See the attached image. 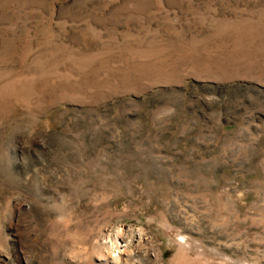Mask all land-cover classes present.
<instances>
[{"label": "rangeland", "instance_id": "1", "mask_svg": "<svg viewBox=\"0 0 264 264\" xmlns=\"http://www.w3.org/2000/svg\"><path fill=\"white\" fill-rule=\"evenodd\" d=\"M116 235L264 264V0H0V264Z\"/></svg>", "mask_w": 264, "mask_h": 264}, {"label": "bare ground", "instance_id": "2", "mask_svg": "<svg viewBox=\"0 0 264 264\" xmlns=\"http://www.w3.org/2000/svg\"><path fill=\"white\" fill-rule=\"evenodd\" d=\"M3 221H5V220H3ZM120 232L121 231L119 230V234H120ZM118 240H119L118 235L115 236V238L112 242H110L108 240L109 245L106 247L108 252H107V255L104 256V259L106 261H112L115 264H119L120 261H124L123 256L125 254L131 255L133 253V249L131 248V245L129 244V242L126 245L125 244L120 245ZM105 243H107V241ZM127 261L128 260H125L124 263L127 264Z\"/></svg>", "mask_w": 264, "mask_h": 264}]
</instances>
